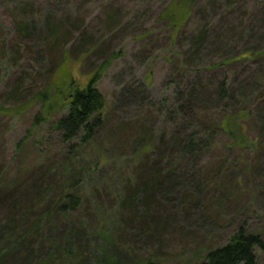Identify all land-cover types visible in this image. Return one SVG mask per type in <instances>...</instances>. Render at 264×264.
<instances>
[{"label":"rangeland","instance_id":"rangeland-1","mask_svg":"<svg viewBox=\"0 0 264 264\" xmlns=\"http://www.w3.org/2000/svg\"><path fill=\"white\" fill-rule=\"evenodd\" d=\"M175 1L0 0V264H197L240 227L264 237V0H182L172 44ZM216 43L258 56L224 71L243 132L190 151L170 140L184 122L167 118L181 89L167 54L191 49L199 71ZM109 61L103 124L67 142L54 121L68 90ZM222 110L204 103L199 119ZM62 193L79 207L61 211Z\"/></svg>","mask_w":264,"mask_h":264},{"label":"trees","instance_id":"trees-1","mask_svg":"<svg viewBox=\"0 0 264 264\" xmlns=\"http://www.w3.org/2000/svg\"><path fill=\"white\" fill-rule=\"evenodd\" d=\"M188 1L190 5H193L195 0ZM179 3H182V0H176L166 11L171 31L172 29L176 31L171 37L172 44L177 39V33L183 27L187 18L183 11H179L180 13L175 12V9H180ZM186 12L188 13V11ZM202 33L199 35H202ZM224 42L226 43V39H224ZM221 43L225 44L223 40ZM197 44L198 42L194 46H197ZM190 52L191 49H186L182 54L177 53V60L173 59L171 52L167 54L172 73H177L181 79L179 81L181 89L176 91V93L173 91L175 98H173V104L167 113V118L169 122H173L178 116H181L184 122V126H169L172 134L170 140L175 141L174 145L177 144V147L184 146L190 151H202L207 145L209 147L213 141L217 140L219 133H227L232 129L233 133L243 132V127L233 126L237 120V118H234L233 124V116H243L244 111L241 110L242 108H236L230 112L234 103L232 94L234 81L224 71L241 61H254L258 56L251 49L230 55V47L225 51L220 44L216 43L214 49L216 54L211 58V62H208L202 70L194 71L193 67L189 66L188 63L185 66L184 63L188 62L187 57ZM183 57L185 61L181 60ZM109 64L110 61L90 74L83 86L73 85L68 90L64 98L66 103L63 104L65 111L54 121L55 128L60 131L67 142L80 136L82 140L90 141L96 130L103 124L105 99L97 89L96 83L107 70ZM210 71L212 73L220 71L221 74L214 78L212 75L215 74L211 75ZM255 71L254 76L257 75L259 77L258 80L264 81V72L259 74V68ZM211 90L214 95L207 97L205 95L206 91L211 92ZM245 91L247 90L241 87L242 96L246 95ZM204 103L208 105L221 104L225 116L220 120H200V110ZM191 122L192 126L190 125ZM177 128L180 129L179 132ZM205 139H209L210 142L206 143ZM245 141H247V138L243 134L238 137L234 136L230 145L238 146L239 143H245ZM65 198L66 201L62 203L61 201ZM58 205L61 211L74 210L80 205L79 196L74 193L67 195L62 193L60 194ZM257 250L264 252V237L256 233H247L243 227H240L227 243L207 250L197 264H257ZM118 262L119 260L115 261L116 264Z\"/></svg>","mask_w":264,"mask_h":264}]
</instances>
